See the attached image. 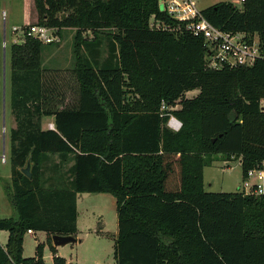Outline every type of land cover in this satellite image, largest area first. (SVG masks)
Segmentation results:
<instances>
[{"label": "trees", "instance_id": "16d2710c", "mask_svg": "<svg viewBox=\"0 0 264 264\" xmlns=\"http://www.w3.org/2000/svg\"><path fill=\"white\" fill-rule=\"evenodd\" d=\"M160 1L34 0L38 24L60 35L75 29L79 99L64 106V89L43 63L45 43L25 36L11 45L7 194L15 213L0 218V231L9 232L0 264H44L40 244L35 256L23 254L29 229L51 242L54 234L76 236L82 192L116 198V264H264V194L208 192L204 182L210 154L239 160L243 178L264 161V0L201 10L224 31L258 37L253 65L223 69L209 68L205 39ZM101 31L112 39L103 62ZM171 114L182 122L178 131L167 124ZM44 116H54L53 129L42 128ZM48 154H72L71 188L43 186ZM29 158L31 177L22 171Z\"/></svg>", "mask_w": 264, "mask_h": 264}, {"label": "rangeland", "instance_id": "374dc122", "mask_svg": "<svg viewBox=\"0 0 264 264\" xmlns=\"http://www.w3.org/2000/svg\"><path fill=\"white\" fill-rule=\"evenodd\" d=\"M200 10H203L215 1L225 0H195ZM233 1V0H232ZM23 4V6H22ZM7 8L9 16L7 18L8 39H4L0 33V156L10 143V131L15 125L10 105L11 93V54L10 49L13 43H19L25 36L20 30L14 31L13 27L27 26L37 23V13L35 11L34 0H0V14L2 8ZM164 1H160V9L164 10ZM5 17V14H3ZM22 26V25H21ZM74 31V32H73ZM74 33L75 29L61 33L63 42L61 44H49L43 47L42 59L47 68V75L55 77L60 84L61 92L64 89V80L68 76L63 70L53 69L55 63L51 60L69 59L74 56ZM101 41L99 46V60L105 61L109 56L111 37L107 31L98 32L96 35ZM87 40L94 38L91 32H85ZM258 40V37H255ZM60 48V49H58ZM85 54L88 50L84 49ZM75 58V56H74ZM60 62V61H59ZM57 66L64 67L60 62ZM4 67H6V102L4 104ZM62 86V87H61ZM199 93V89L187 92V97H194ZM63 105V104H62ZM172 115V114H171ZM176 117V116H175ZM170 118V116H169ZM168 124V123H167ZM169 126V125H168ZM7 160V157L5 155ZM208 164L204 170L205 188L209 192H236L243 189V169L242 163L231 165L230 161L223 154H210L207 156ZM3 162V161H2ZM0 159V218L10 216V211L14 212L9 204L7 189L11 186V164L2 163ZM78 210L80 213V223L78 241L65 246H56L52 240L49 241L45 231H35L34 234L25 232L23 240V254L25 257L35 256L37 245H41V253L44 264H55V257L60 256L66 259L65 264H116L114 256L115 240L118 235V214L116 198L109 194L84 193L79 197ZM15 213V212H14ZM7 231L0 232V243H6ZM54 246L55 250L52 248Z\"/></svg>", "mask_w": 264, "mask_h": 264}, {"label": "built area", "instance_id": "2783aa9c", "mask_svg": "<svg viewBox=\"0 0 264 264\" xmlns=\"http://www.w3.org/2000/svg\"><path fill=\"white\" fill-rule=\"evenodd\" d=\"M245 0H234L241 4ZM164 10L175 20L182 22L185 30L195 36H202L208 46L207 64L212 69L235 68L253 65L261 57L259 40H250L245 33L224 31L213 25L205 18L195 0H164ZM153 27L161 28L159 22L153 21ZM14 31L20 30L23 36H30L45 44H59L62 37L57 28L33 23L27 26H14ZM264 108V99L262 100ZM164 108V106H163ZM169 127L178 131L182 122L174 115H170ZM5 162V154L0 156ZM244 194H264V161L249 169L243 178ZM28 233H34L28 230Z\"/></svg>", "mask_w": 264, "mask_h": 264}, {"label": "crops", "instance_id": "0c3cea01", "mask_svg": "<svg viewBox=\"0 0 264 264\" xmlns=\"http://www.w3.org/2000/svg\"><path fill=\"white\" fill-rule=\"evenodd\" d=\"M225 1H232V0H225ZM218 2H221V1H215L211 5H214ZM238 5H240V4H238ZM22 6H23V4H22ZM3 14H5V17ZM8 16H9V12H8L7 8L3 7L2 13L0 14V33L3 35V38L6 40L8 39L7 38L8 37V32H7V18H8ZM26 20L27 19L25 18L24 23L21 24L22 26L25 24ZM71 30H73V29L72 28H65L62 30V32L65 33L67 31H71ZM62 42H63V38H62ZM59 44H61V43H59ZM59 44H56V45H59ZM47 45H49V44H47ZM58 49H60V48H58ZM51 61L53 63H55L54 66H56L53 69H58V70L64 69L63 71L65 73H68V76L64 80V106L70 105L72 103L77 104L79 96H78V93L76 91L77 85H78L77 84L78 83L77 78H76L75 74L73 73V68L75 65L74 56H72V58L71 57L69 59L64 58L62 60L52 58ZM59 61L62 62L63 64H65V66L64 67L57 66L56 64H60ZM54 120H55L54 116L42 117V120H41L42 128L43 129H53L55 127ZM8 144H9V146H7L6 150L3 152V154L6 155L7 160L5 162L1 161L2 163L10 162V143H8ZM73 164H74V162L72 159V154L67 155L66 159H64V160L61 159V156L59 154H48L45 157L43 164H42V172H43L42 184H43V186L45 188H71L72 184H73V178H74ZM11 179H12V174H11ZM11 185H12V182H11ZM10 187L11 186L9 185L8 187H6V189H8ZM84 193H86V192H82V193L77 194V209H78V205H79V197ZM97 194L112 195L110 193H97ZM7 197H8V194H7ZM7 202H9V204L11 205L9 197H8ZM10 212H11L10 216L14 215V212L12 210ZM10 216H8V217H10ZM79 223H80V213L78 210V219H77L78 232L80 231ZM2 231H7V230H2ZM2 231H0V232H2ZM34 233H35V231H34ZM34 233H29V234H34ZM8 236H9V232H8L7 237H6L7 238L6 243L8 240ZM77 236L78 235H76V237ZM96 264H100V263L97 262Z\"/></svg>", "mask_w": 264, "mask_h": 264}, {"label": "water", "instance_id": "95a60500", "mask_svg": "<svg viewBox=\"0 0 264 264\" xmlns=\"http://www.w3.org/2000/svg\"><path fill=\"white\" fill-rule=\"evenodd\" d=\"M3 88H4V104L6 102V67H4V82H3ZM239 160H235L233 162H230L231 165H237L239 164ZM32 162L31 159H28V162L25 167L22 168V171L24 174L27 176L31 177L32 176ZM54 245L56 246H65L70 243H75L78 241V238L74 235H62V234H54L52 236Z\"/></svg>", "mask_w": 264, "mask_h": 264}]
</instances>
